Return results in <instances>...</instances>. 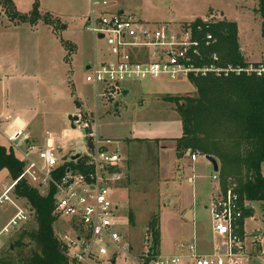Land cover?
<instances>
[{
    "label": "rangeland",
    "instance_id": "1",
    "mask_svg": "<svg viewBox=\"0 0 264 264\" xmlns=\"http://www.w3.org/2000/svg\"><path fill=\"white\" fill-rule=\"evenodd\" d=\"M84 1L78 0L79 12L73 11L70 13L72 15L62 18V22L67 24L66 29L60 30L62 23L52 19V29H56L54 34L42 22L32 33L29 26L15 30L11 47H5L14 49V62L17 65H27L24 73L28 76L25 79L13 77L9 81L6 98L9 108L24 113L26 118L30 112L33 117L39 109V115L27 131L31 139L42 145L47 134H53L60 139L58 147L61 146L62 151L68 153L84 148L82 139L61 136L78 131L72 129L69 116L78 111L79 101L83 102V111H87L88 119L95 122V131L100 140L110 141L109 150L118 151L123 158L121 167L124 179L119 182L118 190L111 198L122 206L123 213L130 216L131 225L127 226V231L133 254L139 255L143 251L145 239H153L148 231L155 219L159 220V253L176 255L175 245L195 239L198 249L203 254H210L213 251L211 247L219 245L218 242L212 243L209 211L210 201L218 186L214 176L218 173L206 156L199 155L196 162H192L190 156L177 157L174 138L182 135L183 126L175 105L169 100L196 94L197 89L186 80L176 82L161 78L127 83L129 93L113 102L100 97L96 99L95 87L86 79L87 67L94 64L96 59L99 63L107 62L111 55L107 42L97 39L88 30V22L83 15L91 9ZM107 1L110 10H124L145 24L177 23L187 26L188 23L214 16L212 20L217 23H237L239 47L250 51L247 59L251 62L264 60L262 20L257 14L258 0ZM63 43H68L67 48ZM72 44L77 46L75 50ZM5 47L0 46V55ZM3 100L5 97L0 84V115ZM2 120L0 144L10 147L3 135L10 120L6 116ZM133 136L137 138L131 139ZM8 182L11 183L12 178L1 171L0 195ZM11 197H14V193ZM251 206V215L243 220L244 242V221L247 231L246 245L244 243L247 256L243 257L241 263L255 264V261H260L264 264V202H252ZM190 209H195L194 222L183 219V213ZM14 214L15 210L9 203L0 207V230ZM66 222L68 220L58 221L56 229L59 234L66 231ZM23 228L37 229L36 220L30 219ZM13 237L14 234L3 250V258ZM113 251L115 248L111 246L110 252ZM121 254L117 264H134L128 255Z\"/></svg>",
    "mask_w": 264,
    "mask_h": 264
},
{
    "label": "built area",
    "instance_id": "2",
    "mask_svg": "<svg viewBox=\"0 0 264 264\" xmlns=\"http://www.w3.org/2000/svg\"><path fill=\"white\" fill-rule=\"evenodd\" d=\"M107 0L93 2L88 19V30L97 38L104 35L111 59L95 63L88 68L87 82L94 85L96 99L113 102L128 92L127 83L160 80H186L214 75L217 78L242 74L262 76L264 65L258 67L221 66L220 54L213 51L218 39L204 28L216 24L210 17L182 26L177 23L145 24L133 15L112 12L106 8ZM75 122L84 148L64 153L58 147L53 134H47L40 145L30 135L12 122L15 130L3 132L10 148L24 164L20 177L7 186L0 196V207L9 203L15 215L0 230V264L8 240L24 224L29 222L33 211L22 207L18 198L11 197L17 185L25 181L44 194L55 189V215L66 222V231L59 240L67 250L70 264H117L121 253L128 255L134 264H242L245 255L244 239L238 234L243 209L239 196L229 190L225 195L220 187L219 173L216 194L210 204L213 232L222 239L223 247L213 254L199 252L196 242L180 244L176 255H163L157 251L153 239L143 242V251L134 255L129 243L127 226L130 216L111 196L124 179L123 158L118 151L111 152L110 141L102 142L95 131V122L80 110ZM80 157L74 160V157ZM189 156L192 162L198 154ZM65 167V171L61 172ZM16 197V196H15ZM58 220V221H59ZM114 246L115 251L110 252Z\"/></svg>",
    "mask_w": 264,
    "mask_h": 264
},
{
    "label": "trees",
    "instance_id": "3",
    "mask_svg": "<svg viewBox=\"0 0 264 264\" xmlns=\"http://www.w3.org/2000/svg\"><path fill=\"white\" fill-rule=\"evenodd\" d=\"M257 14L262 20L264 37V0H258ZM11 21L36 25L43 21L54 26L51 15H42L38 0L29 15L16 10L13 0H0ZM203 25L202 20L194 26ZM204 26V25H203ZM205 27V26H204ZM54 28V27H53ZM66 25L59 28L66 29ZM218 39L213 48L220 54L221 66L246 67L249 63L239 47L237 23L220 22L204 28ZM56 31V29H55ZM68 43H64L67 48ZM263 64H254L259 66ZM189 84L196 94L169 99L180 116L183 133L174 139L179 159L187 153L212 157L220 164L219 178L222 192L229 190L239 196L243 219L238 234L243 238V220L252 210L246 204L264 202V74L217 78L214 75L191 78ZM24 164L10 147L0 144V172L7 170L12 180L20 177ZM65 171V167L61 172ZM15 196L33 211L37 229L23 228L14 232L4 264H70L67 250L59 240L56 229L59 218L55 215V189L42 193L27 182H20ZM23 228V229H22ZM148 234L154 245L160 242L159 220L151 222Z\"/></svg>",
    "mask_w": 264,
    "mask_h": 264
},
{
    "label": "crops",
    "instance_id": "4",
    "mask_svg": "<svg viewBox=\"0 0 264 264\" xmlns=\"http://www.w3.org/2000/svg\"><path fill=\"white\" fill-rule=\"evenodd\" d=\"M94 1H98V0H85L84 1V4L87 5V6L90 5V9H91V10H89V12H87L85 15H83L84 17H86L87 22H88V19L90 17V14H91ZM13 2L15 4L16 10L19 13L25 14V15H29L32 12V10H33V6H34V3H35V0H13ZM38 2H39V5H40V11H41L42 15L49 14V15H51V18H53L54 20L56 19V20L60 21L63 25H66V27H67V24L62 22V18L63 17H67L69 15H72L70 13H72L73 11H77V12L80 11V3L78 2V0H38ZM85 2H87V3H85ZM99 9H109V11H112V10H110L109 5L106 8L100 7ZM112 12H115V11H112ZM121 12L125 13L124 10L121 11ZM0 14H1L0 15V46H4V47L5 46L11 47L10 43H11V40L13 39V37H14L15 30L20 29L22 26H29L30 27V33H32L33 31H36L38 29L36 27L39 25V23H41V22L44 23L43 21H40L36 25H31L29 23H18L17 21L13 22L7 16V14H6L4 8L1 6V4H0ZM6 20H7L8 23H6ZM44 26L48 27V29L51 28L50 30H52V33L54 34L55 31H53L54 29H52L53 28L52 26H49V25H46V24H44ZM34 28L36 30H34ZM12 30H13V32H12ZM238 30H239V26H238ZM97 39H99V38H97ZM239 39H240V36H239ZM63 45H64V43H63ZM73 46H74L73 50H75V48L77 46H75V45H73ZM9 47L8 48L5 47L4 52L0 55V84L2 85V91H3L4 97H5V100H3V107H2V112H1L2 114L0 115V124L3 121L2 120L3 116H6L7 118H9V120H10L9 127L5 131L8 132V133H11V132H13L15 130V126L11 125L12 122L15 121L14 124H18L19 125L18 121L20 120V121H22L25 124V127H22L19 130H24L25 132H27L28 129H29V126L36 119V116L39 115L40 112H38L39 111V109H38L36 114L33 117L30 116L31 115V112H30V114L26 118L24 116V113L23 114L19 113V112L17 113V112H14L13 110H11L9 108L8 101L6 99L8 97L7 96V92H8L7 85L9 84V81L13 80V77L14 78L15 77H19V78L21 77L22 79H25L28 76L27 73H24L27 70V65L26 64L25 65H20V66H19V64L17 65L16 62H14L15 61V56H16L15 55V51H13L14 50L13 48H12L13 49L12 50ZM11 51H13L14 53L11 52ZM71 52H73V51H71ZM241 52H242L245 60H247L246 61L247 63L253 64V63H258V62L262 63L263 62V60L258 61V62H254V61L251 62V61H249L247 59L248 58L247 56L250 55V51H246V50L242 49ZM95 63H99L97 61V59L95 60L94 64ZM90 66L91 65H89L87 67V70H88V68ZM11 73H14V75H10ZM129 90H128L127 94L129 93ZM95 94H96V90H95ZM95 98H96V95H95ZM79 102H80V106H79L80 108H78L77 112L70 114V116L71 115L74 116L80 110H82V111L84 110V103L81 102V101H79ZM84 112L86 113L87 111H84ZM89 113H90V111H89ZM19 127H21V126L19 125ZM27 133H29V132H27ZM69 135L83 140V138L81 137V134L79 133V131H73L72 133H63L61 136H62V138L63 137L66 138L67 136L69 137ZM181 136H179V137H181ZM179 137H177V138H179ZM133 138L136 139L137 136L131 137V139H133ZM177 138H174V139H177ZM158 139H166V138L159 137ZM44 142L45 141H43L42 143H44ZM4 146L8 148V146H6V145H4ZM63 147H65V146H63ZM175 147H176V145H175ZM186 156H189V153H187ZM122 164H124V162H122ZM4 173L9 175L7 170H4V172L2 171V174H4ZM263 175H264V166H263ZM9 183L10 182H8L7 184L9 185ZM215 194H216V192H214L213 197H212V199L210 201V204H211ZM14 198H17V197L14 196ZM18 203L20 204V200L19 199H18ZM251 205H252V203H248V205L246 204V206L253 211V207ZM20 206L26 207L25 204H23V203H22V205L20 204ZM209 207H210V205H209ZM15 213H16V210H15ZM195 217H196L195 216V209H190V210H187L186 212L183 213V219L185 221H187V222H194ZM130 225H131V221H130ZM244 230H245V242L244 243L246 245L247 231H246V228H245V221H244ZM212 238H213V242L212 243L218 242L219 245H217V246L214 245L213 247H211V249L213 251L210 254H213L215 250H218L219 248L221 249V247H223L222 239L216 237L214 232H213V224H212ZM192 242H195V239L194 240H189L188 242H181V243L175 245V249L176 250L174 252L178 253L177 248H178V246L180 244H189V243H192ZM199 252L202 253L200 250H199ZM171 255L172 254H169L167 256H171ZM244 256H247L246 252H245ZM243 257H242V259H243ZM242 259H241V261H242Z\"/></svg>",
    "mask_w": 264,
    "mask_h": 264
},
{
    "label": "water",
    "instance_id": "5",
    "mask_svg": "<svg viewBox=\"0 0 264 264\" xmlns=\"http://www.w3.org/2000/svg\"><path fill=\"white\" fill-rule=\"evenodd\" d=\"M99 39H104V35H100V36H99ZM125 95H127V92L125 93ZM69 120H70V122H71V127H72V129H73V130H76L77 127H76V125H75V122L78 121V116H73V115H71V116H69ZM18 123H19V125H20L21 127H25V124H24L22 121L19 120ZM79 157H80V155L75 156V157H74V160L78 159ZM207 160H209V162L213 165L214 170L218 173L219 170H220L219 163H218L214 158L209 157V156L207 157ZM255 264H262V263H261L260 261H255Z\"/></svg>",
    "mask_w": 264,
    "mask_h": 264
}]
</instances>
